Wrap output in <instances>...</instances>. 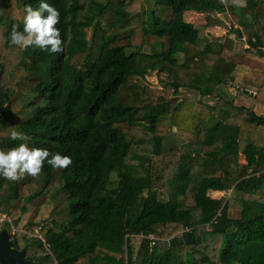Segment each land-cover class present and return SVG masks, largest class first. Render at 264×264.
Listing matches in <instances>:
<instances>
[{
  "label": "trees",
  "instance_id": "1",
  "mask_svg": "<svg viewBox=\"0 0 264 264\" xmlns=\"http://www.w3.org/2000/svg\"><path fill=\"white\" fill-rule=\"evenodd\" d=\"M130 1L47 0L63 41L50 54L8 42L39 0H0V150L26 143L71 158L36 177H0L9 229L33 209L13 248L35 264H264V147L254 139L264 126L255 111L264 104V0H146L135 14ZM189 12L208 27L230 16L248 57L229 37H202ZM239 67L251 73L233 95L224 85ZM182 88L197 101L177 98ZM12 127L28 139L12 140ZM175 136L188 145L168 149Z\"/></svg>",
  "mask_w": 264,
  "mask_h": 264
},
{
  "label": "clouds",
  "instance_id": "2",
  "mask_svg": "<svg viewBox=\"0 0 264 264\" xmlns=\"http://www.w3.org/2000/svg\"><path fill=\"white\" fill-rule=\"evenodd\" d=\"M246 0H230L234 8H243ZM59 10L47 0H39L37 7L26 4L23 15V29L17 30L15 24L9 33V45L20 49L35 47L47 53H61L63 41L59 23ZM12 140L26 141L28 137L23 131L12 127ZM71 163V158L60 152H50L46 148L29 147L26 143H19L7 151L0 150V177L7 180H16L25 174L36 177L40 174L43 165L52 169H63Z\"/></svg>",
  "mask_w": 264,
  "mask_h": 264
},
{
  "label": "rangeland",
  "instance_id": "3",
  "mask_svg": "<svg viewBox=\"0 0 264 264\" xmlns=\"http://www.w3.org/2000/svg\"><path fill=\"white\" fill-rule=\"evenodd\" d=\"M146 5V0H131L127 6V10L131 13H139L142 9L143 6ZM220 18L225 22V26H216V27H208L207 26V22H206V18L204 15L199 14V13H193V12H189L188 14L185 15V20L187 22L193 23L194 25H196V27L199 29L200 31V35L202 37H209L211 40H225V37H229L230 39L235 40V50L237 53L242 54V55H247V53L245 52L246 49H248V42L246 41L245 37L242 38V40H239L237 38H235V36L233 34H230L229 31L231 30V18L230 16L225 17L224 15H220ZM92 34L91 29H87L86 31V35L88 38H90ZM245 36V35H244ZM144 51H150L149 47H145ZM251 73V69L248 67H239L235 73V78L236 81H231L229 78H226V84L224 85L225 87H227L228 92L230 94H237V92H241L244 88L240 87V81L243 79V76L245 75H250ZM148 81L151 83V85L153 86H158L160 85L157 81V78L155 76V74H152L151 76L147 77ZM262 76L260 78L259 82H262ZM240 87V88H239ZM248 89H250L251 91H257V88L254 86H246ZM234 97V96H233ZM179 98L180 100L182 99H188L189 101H197L195 95L193 93H191L189 90L182 88L180 90L179 93ZM204 102H210L209 99H205ZM197 103V102H196ZM198 104V103H197ZM200 109V105H197V111ZM255 111L257 114L259 115H264V104L263 105H257L255 107ZM248 129V127H247ZM172 133H176V130L173 131ZM254 139L255 142L257 143V145H259L260 147H264V126H261L259 128H257L256 130H254ZM184 143V147L186 146V144L188 143V141L186 140V137H180V136H175L174 139L172 140H167V144L166 147L168 149H170L171 147L176 146L177 144H181ZM188 145V144H187ZM209 195L213 198H222L224 197L225 194L223 193H215V192H209ZM33 211V209L31 207H29L28 211L21 217V220L18 224L17 227H14L11 225L10 229L7 227L6 222L9 221L8 218L2 214V212L0 211V231L3 229H6L11 237L13 236V234L15 232H22L24 230V225L26 224V222L28 221L29 217H30V213ZM52 211V205L47 203L45 204L40 210H39V216L37 218V222L43 224V222L50 216V213ZM231 216L232 217H236L238 216V212H231ZM133 243L136 247V249L139 248L140 243H141V238H134L133 239ZM136 260H138L137 257H135Z\"/></svg>",
  "mask_w": 264,
  "mask_h": 264
},
{
  "label": "water",
  "instance_id": "4",
  "mask_svg": "<svg viewBox=\"0 0 264 264\" xmlns=\"http://www.w3.org/2000/svg\"><path fill=\"white\" fill-rule=\"evenodd\" d=\"M0 264H35L26 259V249L13 248V240L6 229L0 231Z\"/></svg>",
  "mask_w": 264,
  "mask_h": 264
},
{
  "label": "built area",
  "instance_id": "5",
  "mask_svg": "<svg viewBox=\"0 0 264 264\" xmlns=\"http://www.w3.org/2000/svg\"><path fill=\"white\" fill-rule=\"evenodd\" d=\"M40 230H41L40 227L36 228L35 235L38 236L39 238H41L42 240H44L43 237L40 235ZM151 239H153V237H151Z\"/></svg>",
  "mask_w": 264,
  "mask_h": 264
},
{
  "label": "crops",
  "instance_id": "6",
  "mask_svg": "<svg viewBox=\"0 0 264 264\" xmlns=\"http://www.w3.org/2000/svg\"><path fill=\"white\" fill-rule=\"evenodd\" d=\"M194 13V12H193ZM188 14V13H187Z\"/></svg>",
  "mask_w": 264,
  "mask_h": 264
}]
</instances>
